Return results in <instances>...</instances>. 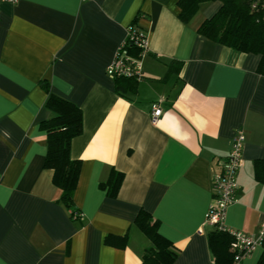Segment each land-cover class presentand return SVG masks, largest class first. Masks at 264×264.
<instances>
[{
    "label": "crops",
    "instance_id": "1",
    "mask_svg": "<svg viewBox=\"0 0 264 264\" xmlns=\"http://www.w3.org/2000/svg\"><path fill=\"white\" fill-rule=\"evenodd\" d=\"M219 5L204 3L183 22L178 0L0 2V264H144L151 243L134 223L141 211L170 242L171 264H219L208 242L215 227L205 216L212 177L237 128L245 133L243 165L223 223L257 232L264 221L257 177L264 74L259 54L197 31ZM131 24L147 36L142 77L115 81L106 66ZM48 92L81 109L82 129L70 143L80 160L75 220L44 167ZM112 171L123 175L115 195L100 184ZM262 249L236 264H256Z\"/></svg>",
    "mask_w": 264,
    "mask_h": 264
},
{
    "label": "trees",
    "instance_id": "2",
    "mask_svg": "<svg viewBox=\"0 0 264 264\" xmlns=\"http://www.w3.org/2000/svg\"><path fill=\"white\" fill-rule=\"evenodd\" d=\"M213 1H219V7L211 16L201 21L197 31L215 42L239 51L259 54L257 71L264 74V0H178L179 18L183 22H189L202 4ZM132 26L140 30L139 27ZM126 48L131 55L141 56V48L130 40L126 42ZM114 79L127 83H135L139 80L127 76H118ZM46 106L53 115L40 122L47 138L44 167L52 170V181L59 190V200L68 208L70 218L75 220L77 218H73V213L78 210L72 207V204L80 171V160L71 157L70 143L82 129L81 109L73 102L50 92ZM261 163L264 162L257 161L259 165L257 177L264 180V170H262L264 168L261 167ZM122 177L121 172L112 171L108 179L100 184L102 187H108L110 195H115ZM134 223L151 243L145 249L143 263L171 264L176 253L172 250L170 242L158 232L156 221L152 220L147 212L141 211ZM233 240V235L225 228H214L209 232V246L217 263L236 264L246 256L236 258L238 251L232 248ZM260 246L264 248V241ZM256 264H264V249Z\"/></svg>",
    "mask_w": 264,
    "mask_h": 264
},
{
    "label": "built area",
    "instance_id": "3",
    "mask_svg": "<svg viewBox=\"0 0 264 264\" xmlns=\"http://www.w3.org/2000/svg\"><path fill=\"white\" fill-rule=\"evenodd\" d=\"M7 1L15 2L17 0ZM128 40L141 48V55L147 51L146 34L141 30L135 29L132 25H128L125 38L118 46L112 61L106 66V73L112 79L118 76L135 77L138 79L142 77L140 57L133 56L128 52L126 48ZM161 113L162 109L159 100L151 106V122H156ZM244 141L245 133L243 129L237 128L232 136L231 147L226 159L222 163L221 170L215 172L212 177L213 198L205 216L206 224L215 228H225L233 235L232 248L238 251L236 258H242L249 254L255 246H260L262 241H264V221L259 224V228L255 234H247L241 230L227 228L223 223L227 207L236 200L238 189L237 174L243 165L242 152ZM80 216V211L73 213V218H79Z\"/></svg>",
    "mask_w": 264,
    "mask_h": 264
}]
</instances>
